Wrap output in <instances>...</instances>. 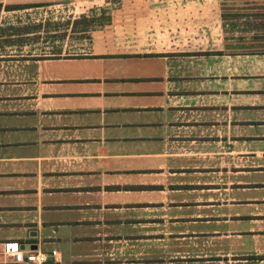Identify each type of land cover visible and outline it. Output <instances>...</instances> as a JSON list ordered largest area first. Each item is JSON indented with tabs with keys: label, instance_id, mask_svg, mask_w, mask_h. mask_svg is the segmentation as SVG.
Instances as JSON below:
<instances>
[{
	"label": "crops",
	"instance_id": "obj_1",
	"mask_svg": "<svg viewBox=\"0 0 264 264\" xmlns=\"http://www.w3.org/2000/svg\"><path fill=\"white\" fill-rule=\"evenodd\" d=\"M7 241L264 264V0H0Z\"/></svg>",
	"mask_w": 264,
	"mask_h": 264
},
{
	"label": "built area",
	"instance_id": "obj_2",
	"mask_svg": "<svg viewBox=\"0 0 264 264\" xmlns=\"http://www.w3.org/2000/svg\"><path fill=\"white\" fill-rule=\"evenodd\" d=\"M3 253L7 256L15 257L17 261H25L27 263L43 264L47 259L46 255L41 252L27 251L25 256L19 249L17 242L7 241L2 243ZM56 251L52 252L55 255Z\"/></svg>",
	"mask_w": 264,
	"mask_h": 264
}]
</instances>
